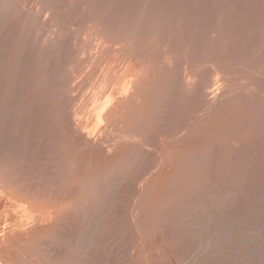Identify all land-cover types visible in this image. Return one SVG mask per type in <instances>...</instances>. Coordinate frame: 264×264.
I'll return each mask as SVG.
<instances>
[{"label":"rangeland","instance_id":"rangeland-1","mask_svg":"<svg viewBox=\"0 0 264 264\" xmlns=\"http://www.w3.org/2000/svg\"><path fill=\"white\" fill-rule=\"evenodd\" d=\"M28 1L29 3L27 4L30 6L33 2L32 4L35 5L36 10H28L29 8L21 6L23 9L18 7V9H21H19V11L16 9L17 7L14 6L16 5L15 0H0V34L7 32V30L8 32L6 34H13V32H15L14 34H43L40 27H35L34 14H36L35 12H39L41 10L40 13H42V15L45 14L44 16L49 17V5H52L51 2L54 0H47L48 2L46 0ZM63 1L66 2L65 9H67L66 13H64L65 16L68 14L78 22H81L85 17H89L90 20L92 19L94 21L103 19L114 20L116 27L120 26L122 29L126 28L128 33L133 34V36L135 34H140L142 32V28L148 29L147 31L149 34L155 32L157 29L159 30V27H161L163 23L164 27L162 26L160 28V32L164 31L166 34H171L173 29H171L170 26L173 27L174 25H178L176 26V29L182 26L180 27L181 30L177 29L178 31L174 26V29L176 30L175 33H178L179 30L180 32L183 30L181 33H178L181 38L183 37L185 40L191 39V42H193V39L196 40L194 41V43H196V47L194 43H189V40L185 41L189 47L193 45V47H190L191 51L193 50L194 54H197L196 50L201 51L199 52L201 54V56L198 57L199 59L194 57L193 51H190L192 55L190 54L187 56H191V60H193V57L194 61L195 59L197 60L196 63L194 61H192V63H195V65L197 64V67L201 66L202 71L204 69V67L202 69V65L205 66V68L209 65L205 64L207 59L208 62L212 61L211 58L215 59V61L213 59V62H220L216 60H223V64L227 61L226 66L230 64L228 66L230 67L228 70L232 69L229 71L230 73L227 72L228 79L233 80L232 78H235L234 80L237 82V85H235L236 82L234 80H230V83H219L220 89L218 90L220 96L225 95L222 90L224 93H227V90H229V92L231 90L235 91H231L232 93L230 94H228V92L222 99L221 97L218 98L217 102L210 107H202L191 98L190 94H185L186 90L184 87L183 90H179L181 86H183L181 82L178 85L180 81L179 79V81H174V83H176L171 84L174 89L171 88L172 90H169L171 91L170 95L177 92V95L175 96L176 100V97L178 99L185 92L184 95H186V97L183 98V95L180 100H183L187 105L190 103L188 106L189 108L186 107V104L183 101L182 104H184V108L187 109L185 110L182 108L183 106L181 105V107L179 102L177 103V101L175 102L174 99H171L172 97L174 98L172 95L168 99L169 102L171 99L172 103L170 102L169 105L167 103V105L170 106L171 104V107L179 105L181 108L179 106L177 108L176 106L171 109L166 105V109L159 110L160 114L158 112V115L161 117L163 116L161 119L163 120V123H165L164 126L168 130L179 132L182 128L183 131L177 134L179 135L184 132L185 135L183 133L181 137L179 135L180 138L176 135L174 136L176 137L175 139H172V137L169 139V141L171 140L170 143H173L174 141L179 142L178 146L177 144V147L173 146L175 142L173 144H169V142H167L164 138L158 136L153 142L155 144H153L152 147L148 146L147 148V144L143 143V141H138L139 139L137 138V145H135L129 152V156H126L127 158L122 159L121 166H118L119 168L116 167L118 170L116 168L110 169L106 171L108 172V175H104L105 171H101V173L99 171L98 175H96V173L93 172L94 164H91L89 169L83 171L82 176L85 175V172H88L85 177H90L91 175V177H94L95 175V181L100 180L98 183H96L97 181H93L95 185L93 188L94 191L89 193L87 196H83L84 194L80 195L81 193L76 190L73 192L77 193V197L78 195H80V197L82 196V204L74 209L67 208L69 210L65 212L64 209L62 210V207H64L66 203L65 201H62L64 203H53L51 205L52 209L46 212L44 210L47 207L48 202L45 200H28L23 194L7 193L8 195L5 196L7 198L4 197V200L2 199L0 202V211H2L0 212V235L3 233L0 236V264H264V73L260 74L263 71L262 64L264 62V23H262L264 22V0ZM10 4H13L15 8ZM186 17L188 18L186 19ZM175 18L176 20H174ZM180 19L181 21L183 19L184 22H181ZM177 20H179L178 23L175 22ZM150 21L154 23L152 24ZM171 21H174L176 24L174 22L171 23ZM146 22H149L151 25ZM167 22H169L168 25H166ZM186 22L190 25H185ZM73 23H68L67 26L69 27L67 30L72 34H79L81 29L78 28V30L80 29L78 31L76 28L78 26L75 25V22ZM56 26L59 30H62L58 25H54V27ZM155 26H158V28L156 29ZM183 27L189 28L184 30ZM57 28H54L52 34L68 33L66 32L67 30L59 33ZM203 34L204 38H207V34H211L212 36L210 38L209 35V37L204 40ZM86 39L87 43L90 39ZM199 39H201V41H199ZM92 42L95 43L96 41L92 40ZM208 44L210 46H207ZM216 44H219L217 46L219 48L216 47L217 49H214ZM52 45L55 47L54 44ZM58 45L56 44V47L58 48L55 47V51L53 46L49 47L51 46L50 43L45 46H40L41 49H39L41 53L38 49L40 54H37L36 57V69L38 68V72L37 70V73L34 72L36 74V79L37 76L38 79L34 81V78V80H31L30 82L24 83L21 90H25V92L28 90V94H38L36 89L40 88L43 84L45 85L47 82L49 86L46 84L47 87L43 85L42 87L44 88L37 90L41 93V90L43 92L44 89L45 93L43 94L46 96H48V94H54L53 92H55L57 97L58 92L56 91L59 89L57 79L63 74L60 72H63L62 70L64 68L58 51L60 49V45ZM95 45H98V42L94 44V47ZM105 46L106 47L104 49L97 48L98 50H95L96 47L93 49L91 48L94 50L93 53L91 49L87 50L89 52H86V49L81 52L80 58H82L84 64L85 62H89V65H85V69L83 65V69L76 73L77 75L81 73L80 76H74V82H76V86L79 88V92L77 91L79 96L81 89L84 91V93L81 91L82 96L78 98H81L80 102H85V99L82 97H88L89 99H86L88 102L96 100V98L100 96L101 91H103V80L114 78L113 80L115 82H119L121 78V74L119 73L120 71L114 64L116 61L115 52L116 50L120 51L121 46L117 47L114 43L113 45L112 43H106ZM205 46L207 48L209 47V54ZM45 49H49V52ZM205 49L207 51H205ZM211 50L212 52H210ZM220 51L221 53L225 52L223 57L227 54L225 59L212 55L214 53L220 54ZM244 51L245 53H243ZM246 52L248 54H246ZM53 56H55V58H53ZM202 56L204 57L203 59ZM236 56H239L241 61ZM258 59H260V61H258ZM199 60H203L204 63ZM53 61H55V63ZM47 62L49 66L47 65ZM213 62H211V64H213ZM50 64L52 68L50 67ZM253 65L255 66L253 67ZM58 66L62 68H59V73L61 75L57 72ZM50 74L52 78H55L52 79L49 76ZM229 74L233 77L231 76L232 78H229ZM47 75L49 78L46 77ZM255 75H257V77ZM43 76L46 78H43ZM57 76L58 78H56ZM216 76H220L222 78V75ZM254 76L258 79V81ZM77 77L80 78L77 79ZM91 77H94L93 80L90 79V82L92 81L93 83H90L92 86L88 84V79ZM220 77L219 79H221ZM50 78L52 81L49 80ZM81 79L84 80V82H88L85 83L86 86L84 83L81 84V82H83ZM261 79L262 81L259 82ZM78 80H80V85H77L79 84ZM51 82L52 85L57 84L55 85L57 88L54 87L53 89V86L50 84ZM195 82L198 84L197 79ZM27 84L28 86L26 88ZM98 84L100 87L102 86L101 89ZM83 85L87 88H85L86 91L84 90ZM94 85H96L95 88ZM93 88L94 90H91ZM29 90L35 92L30 93ZM47 90L51 91V94L50 92L47 93ZM238 91L240 93H238ZM245 91H248L249 93L246 92V95L244 93ZM250 91H253L255 96L252 95L253 93ZM78 93L76 94L77 97ZM85 93H87L86 96H84ZM187 93L189 92L187 91ZM235 93H238V95ZM241 93L247 97L245 98L244 96H241ZM166 94L168 93H164V95ZM189 95L190 97H188ZM238 96L239 98H237ZM9 97L6 101H8V103L10 101L11 105L9 106L8 104L9 107H7V109L5 108V114L0 119V126H2L0 128L1 160L4 162L15 161V154L18 151L20 154L18 152L17 154L19 155L16 154L17 156L24 155L25 157L26 154L28 155L30 153L31 156L30 154L28 155L30 159L27 155L26 159H21L23 157H17L19 159L18 161H21V163L19 162L18 164L21 166H27L30 164L35 167V181L37 189L40 190V186H43L45 193L49 194L52 186H54L58 179L59 181L61 180V178L58 177H62V174L65 176L64 173L65 171L67 172V167L69 168V166H66L64 167L65 169H62L64 165H62L61 158L66 154L61 155L62 152L64 153L66 151L65 149L61 152L59 151V149H63L62 144L61 146H52V144L56 143L55 133L58 131L56 126V117H54L53 114H49V126L48 123H44L43 120L36 121L30 113V107H27L26 105L27 101L25 97L22 96L19 98L20 96L13 93H11V96ZM13 97H16L14 98L15 101ZM53 97L54 95L46 97V101L48 100V103L52 104H49L50 106H54L52 108L55 109L53 112L56 116L57 110L55 105L52 103L53 101L51 102L50 100H54L56 103L59 102L57 101V98ZM230 97L231 99L234 97V99L231 100ZM18 100L22 105L15 110V104L19 102ZM180 100L178 99V101ZM192 101H194V103H192ZM80 102H78V104ZM78 104L76 103L75 109L78 107L81 108L80 106L82 105L79 106ZM20 108L23 109V111H21ZM168 109L170 111L168 114L171 113L170 115L172 117L166 114ZM6 110L10 112L7 114ZM222 110L225 111L222 112ZM84 112V114L82 112V115L80 112L79 117L82 116V120L87 121L89 120V117L87 118L89 114L88 111ZM178 112L183 114L177 116ZM226 112L229 117L226 115ZM217 113L219 115L223 113L224 117H226L224 120L225 122L223 121V123H221L218 121ZM210 114L215 117H211ZM187 115L191 116L186 117ZM166 116L169 117L167 118ZM170 117L171 119H169ZM204 117L206 118V122L203 120ZM166 118L167 122H169L168 120H171L169 124L166 123ZM236 118H239V120ZM39 122H42L40 126ZM202 122H204L203 126ZM227 124H232V126L230 125L227 127ZM195 126H197V128H195ZM201 127L204 128L202 129ZM211 127L212 131L210 130ZM33 129L34 131L31 132ZM208 132H210V134L206 136L205 134ZM148 133L145 132L144 135L148 136ZM188 133H190V137L187 136ZM52 134L54 136H52ZM194 134H197L196 137ZM44 135L45 137L43 138L42 136ZM57 135H59V132ZM160 138L162 139L160 140ZM182 138L183 140L181 142ZM47 139L51 140L48 142ZM204 141L207 143H203ZM203 144L206 145L203 146ZM19 149L23 154H21ZM57 150L61 155L59 157L56 155L58 152ZM138 150L139 154L141 153L140 155L144 156L140 157V155L137 154ZM192 150H194V152ZM52 153L55 154V156ZM190 153H192V155ZM31 157L33 160H31ZM55 157L57 158V161L58 159L60 160L59 165L61 164L62 167L56 165L58 162L55 161ZM23 160L24 162L25 160L27 161L25 162L26 164ZM60 170L64 173L58 172ZM89 172H92L90 173L91 175ZM73 175H71V177H74ZM176 194L178 195L176 196ZM173 195H175V197H173ZM9 201L11 204L8 203ZM12 202H16L17 204L15 203V205ZM29 205L33 207V210L30 209ZM23 208L26 209V211ZM20 215L24 216L20 217ZM25 218L26 220H24ZM12 223L14 224L12 225ZM3 225L4 227L6 226L5 229ZM35 238L39 240L38 244L34 242L33 239ZM31 240L33 241L31 242ZM40 250L42 252H40ZM9 256L11 257L10 260Z\"/></svg>","mask_w":264,"mask_h":264},{"label":"bare ground","instance_id":"bare-ground-1","mask_svg":"<svg viewBox=\"0 0 264 264\" xmlns=\"http://www.w3.org/2000/svg\"><path fill=\"white\" fill-rule=\"evenodd\" d=\"M28 0H15L16 5H14L15 7H17L16 9H18V7H25V8H29L28 10H36L35 5H33L31 3V6L28 5L27 3H29ZM47 1V0H46ZM53 1V0H51ZM67 1V0H65ZM76 1V0H75ZM138 1V0H137ZM146 1V0H145ZM148 1V0H147ZM203 1V0H202ZM207 1V0H206ZM248 1V0H246ZM257 1V0H256ZM48 2V1H47ZM63 0H54L52 3V5H49V17L48 16H44L42 15V13H40V11L35 12L36 14H34L36 16H34V23H35V27H40V30L43 34H14L15 32H13V34H6L8 32H5L3 34H0V119L2 118V116H4L5 114V108L7 109V107H9L11 104V102L6 101V99L11 96V93L13 94H17L18 96H20L19 98H21L22 96L26 98L27 101V107H30V113L32 114V117L34 119H36V121H42L44 123H48L49 126V114H53L54 117H56V126H57V134L59 132V135H57L55 132V142L54 144H52V146L54 145H60L62 144L63 149H59V151L61 152L62 150H66L64 153L62 152L61 155L65 154L64 156H62L61 161H62V165H64L63 167L61 166V164L59 165V159L57 161V158L55 157V161H57L55 164L57 166H61L62 169L66 166H69V168L67 167V172L65 171V173L63 171H58V172H62L65 174V176L62 174V177H58L61 178V180L58 181L54 184V186H52V189L50 191L49 194H46L44 191L43 186H40V190L37 189L36 187V181H35V176H36V168L31 166L30 164L26 165H19L18 163L21 161H18L20 157H23L21 159H26V155L24 157V155L22 156H17L20 154H15L16 159L15 161H8V162H4L1 160L2 155L0 156V202L6 195H8L9 193H14V194H23L28 200H34V201H39V200H45L46 202H48L47 207L45 208L44 211L48 212L50 209H52L51 205L53 203H57V202H62L65 201L66 203V207L64 205V207H62V210L64 209L65 212H67V210L69 209H74L78 206H80L81 203V197L80 195L84 194L83 196H87L89 193L93 192V188H94V182L98 183V181L100 180H96L95 181V175L94 177H91L92 175L89 172V174L91 175L90 177H85V175L82 176L83 171L87 170L90 168L91 164H94V171L96 173V175H98V172L100 171H105L104 175H106L108 172V170L110 169H114V168H119L118 166H121V161L124 158H127L126 156L129 154V152L134 148L135 145H137V138L139 139L138 141H143V143L147 144V148L152 147L153 143L156 138L158 136L164 138L167 142H169V144H173L170 143L169 139L172 137V139L176 138L174 136L178 135L177 133L182 132V128L179 132H175L173 130H168L163 123V120L161 119L162 117L158 115L159 110H165L166 105L168 103L171 102V99L175 100V96L177 95L174 91V94L172 93V95L174 96V98L172 97L170 99L169 102V98L170 96V92L169 91L171 88L174 89L171 84H175L174 81H179L178 85L183 84V86H181V88L179 89L180 91L184 89L186 90L185 94H190L191 98L193 100H195L198 104H200L202 107H210L211 105H214L218 98L221 97V99L223 98V96L227 95V93L229 92V90H227V93H224V91L222 90L223 94L225 95H219V90L220 89V84L221 82H229L230 80L228 79V73H230L229 71H231L230 69L228 70V66H226V62L225 64L223 60H216V61H220V62H213L214 58H211V62H213V64H211V62H208V59L206 61L205 64H209L208 66H203L202 65V69L204 67V71H201V66H196V59L194 61V57H197V59H199L198 57L201 56V54L199 52L201 51H197V54H194L193 60H191V56H187V55H192V53H190L191 48L193 47L190 46L188 44L185 43L186 40H189V43L192 41L191 39H184L183 37L181 38L179 36V32L181 30L180 26L177 29H180L179 32L176 34L175 31L176 26L178 25H174V26L170 28L173 29L171 34H166L164 31L160 32V28L159 30L157 29L158 26L156 27V31L152 32V33H148V29H144L142 28V32L140 34H135L133 36V34H129L128 31L125 29H122L120 26L116 27L115 25V21L114 20H109V19H103V20H90L89 17H85L84 19H82V21L78 22L75 19H73L71 16L66 17L64 15V13H66L65 6H66V2H64ZM126 2V1H125ZM130 2V1H129ZM172 2V1H171ZM213 2V1H212ZM10 3V2H9ZM8 3V4H9ZM50 3V2H49ZM102 3V2H101ZM134 3V2H133ZM178 3V2H177ZM257 3V2H256ZM99 4V3H98ZM175 4V3H174ZM186 4V3H185ZM263 4V3H262ZM13 6V4H10ZM106 5V4H105ZM108 5V4H107ZM110 5V4H109ZM204 5V4H202ZM1 6V4H0ZM13 6V7H14ZM189 6V4H188ZM11 7V8H13ZM14 7V8H15ZM115 7V6H114ZM130 7V6H129ZM172 7V6H171ZM2 8V7H1ZM22 8V7H21ZM24 8V9H25ZM79 8V7H78ZM148 8V7H147ZM20 9V8H19ZM18 9V10H19ZM23 9V8H22ZM38 9V7H37ZM84 9V8H82ZM106 9V8H105ZM14 10V9H13ZM21 10V9H20ZM19 10V11H20ZM86 10V9H85ZM84 10V12H85ZM139 10V9H138ZM144 10V8H143ZM157 10V9H156ZM159 10V9H158ZM17 11V10H15ZM87 11V10H86ZM91 11V9H90ZM149 11V10H148ZM189 12V11H188ZM152 13V12H151ZM169 13V12H168ZM180 13V12H179ZM247 13V12H246ZM70 14V13H69ZM100 14V13H99ZM148 14V13H147ZM175 14V13H174ZM124 15V14H123ZM249 15V14H248ZM258 15V14H257ZM31 16V15H30ZM178 16V15H177ZM91 17V16H90ZM191 17V16H190ZM207 17V16H206ZM258 17V16H257ZM98 18V16H97ZM188 17H186L187 19ZM33 19V18H32ZM155 19V18H154ZM185 19V18H184ZM185 19V20H186ZM192 19V18H191ZM134 20V19H133ZM176 20V18L174 19ZM124 21V20H123ZM157 21V20H156ZM179 20L175 21L178 23ZM181 21V19H180ZM182 21L184 22V20L182 19ZM181 21V22H182ZM187 21V20H186ZM197 21V20H196ZM223 21V20H222ZM257 21V20H256ZM75 22L78 27L80 28V33L79 34H72L70 33L67 28L69 26V24ZM174 21H171V23H173ZM174 22V23H175ZM149 23V22H146ZM145 23V24H146ZM150 23H152L150 21ZM149 23V24H150ZM154 23V22H153ZM152 23V24H153ZM157 23V22H156ZM155 23V24H156ZM188 22L185 23V25ZM190 23V22H189ZM261 23V22H260ZM264 23V22H262ZM13 24V23H12ZM74 24V23H73ZM81 27H80V25ZM154 24V25H155ZM158 24V23H157ZM169 22H167L166 25H168ZM176 24V23H175ZM220 24V23H219ZM54 25H58L62 30H59V28L54 27ZM144 25V24H143ZM148 25V24H147ZM151 25V24H150ZM190 25V24H187ZM259 25V24H258ZM12 26V25H11ZM15 26V25H14ZM142 26V25H141ZM208 26V25H207ZM262 26V25H261ZM260 26V27H261ZM130 27V26H129ZM164 27V26H163ZM167 27V26H166ZM165 27V28H166ZM256 27V26H255ZM264 27V26H263ZM35 28V29H38ZM54 28H57L59 30V33H62L61 31H66L68 33L66 34H52V31L54 30ZM75 28V29H76ZM121 28V29H120ZM141 28V27H140ZM163 28V29H165ZM168 28V27H167ZM166 28V29H167ZM184 28V27H183ZM182 28V29H183ZM189 28V27H187ZM187 28H184V30H186ZM220 28V27H219ZM223 28V27H222ZM1 29V28H0ZM56 29V30H57ZM261 29V28H259ZM55 30V31H56ZM78 30V31H79ZM155 30V29H154ZM39 31V30H38ZM77 31V32H78ZM168 31V30H167ZM178 31V30H177ZM183 31V30H182ZM181 31V32H182ZM188 31V30H187ZM216 31V30H215ZM137 32V31H136ZM150 32V30H149ZM169 32V31H168ZM180 32V33H181ZM199 32V31H198ZM12 33V32H11ZM76 33V32H75ZM139 33V32H138ZM191 34V33H190ZM189 34V35H190ZM181 35V34H180ZM206 35V34H205ZM210 38H211V34ZM209 35L207 34V38L209 37ZM183 36V35H182ZM202 36V35H201ZM240 36V35H239ZM181 39H180V38ZM86 38H89L90 40L87 41L86 43ZM203 38H204V34H203ZM206 37L204 38V40L207 39ZM216 38V37H215ZM264 38V37H263ZM193 39V38H192ZM217 39V38H216ZM222 39V38H221ZM96 41L98 42V45H95L94 47V42ZM90 41V42H89ZM196 41L195 39H193V42ZM199 41H201V39H199ZM198 41V42H199ZM89 42V44H88ZM216 42V41H215ZM51 44L52 47L54 44L56 47V44L60 45V49L59 54H60V58L61 61L63 63V72H60V68L58 66V73H63L59 78L58 76L56 78H58V87L59 89H57L56 92H58L57 97L55 95V92H53L54 94H51V91L47 90V93L50 92L51 95H54L55 98H57V101L59 103L54 102V100H50L53 105H55L56 108V116L55 113L53 112V110H55L54 106H50L52 105L51 103H48V100L46 101V97H51V95L48 94V96H46L43 89V92L41 90L38 91L41 88H44L42 86H40V88L36 89V92H38V94L34 93L33 91L29 90V92H33L34 94H28L27 91L25 92V90H21L22 86L24 85V83L26 82H30L31 80H35L36 81L38 79H36V74L34 72H36V57L37 54H40V46H45L47 44ZM106 43H114V45L121 46V50L118 51L114 50L115 54V59L116 61L114 62L115 66L117 67V69H119V73L121 74V78L119 80V82H115L113 79H106L103 80V88L101 91V94L99 97L96 98V100H94L92 102L91 101H86V99L88 100L89 98H85V102H80V99H78L79 97L82 96L81 91L83 89H81L80 91V96H79V91L76 86V82H74V76H80L81 73H79L78 75L76 74L77 72L81 71L83 69V65H84V69H85V65H89V62L84 64V62L82 61V58H80L81 52L83 50H85L86 52H89L87 50H90L91 48H95V50L98 48L104 49L106 46ZM188 43V42H187ZM203 43V42H201ZM205 43V41H204ZM222 43V42H221ZM250 43V42H249ZM200 44V43H198ZM212 44V43H211ZM58 45V46H59ZM195 47H196V43H194ZM201 45V44H200ZM219 44H216V46L214 47V49H217L219 47H217ZM227 45V43H226ZM249 45V44H248ZM257 45V44H256ZM207 46H210L209 44ZM212 46V45H211ZM221 46V45H220ZM54 47V46H53ZM54 47V51L56 48ZM206 47V46H205ZM212 47V49H213ZM217 47V48H216ZM222 47V46H221ZM251 47V46H250ZM260 47V46H259ZM40 48V49H39ZM89 48V49H87ZM207 48V47H206ZM209 48V47H208ZM207 48V50H208ZM225 48V47H224ZM39 49V52H38ZM44 49V48H43ZM42 49V50H43ZM91 49V50H92ZM97 49V50H98ZM118 49V48H117ZM194 49V48H192ZM262 49V48H261ZM46 50V49H45ZM205 49V51H207ZM257 50V49H256ZM259 50V49H258ZM49 52V49L46 50ZM94 50H92L93 53ZM191 51V52H192ZM204 52V50H203ZM212 52V50L210 51ZM219 52V51H218ZM233 52V51H232ZM107 53V52H106ZM223 53V52H222ZM220 51L219 55H216L215 53L212 55L218 56V57H222L223 59H225L227 57V54L225 57H223V55H225V52L222 54ZM228 53V52H227ZM245 53V51L243 52ZM242 53V55H243ZM252 53V52H251ZM263 53V52H262ZM51 54V53H50ZM58 54V53H57ZM88 54V53H87ZM208 54H209V50H208ZM222 54V55H221ZM246 54H248L246 52ZM245 54V55H246ZM264 54V53H263ZM84 55V54H83ZM114 55V54H113ZM112 55V56H113ZM198 55V56H196ZM206 55V54H205ZM244 55V57H245ZM253 55V54H252ZM261 55V54H260ZM103 56V55H102ZM241 56V55H240ZM247 56V55H246ZM263 56V55H262ZM83 57V56H82ZM237 58L240 57L236 56ZM243 57V58H244ZM254 57V56H253ZM259 57V56H258ZM53 58H55V56H53ZM58 58V57H56ZM96 58V57H95ZM93 58V59H95ZM111 58V57H110ZM204 57L202 56V59ZM248 58V57H247ZM260 58V57H259ZM242 59V57H241ZM245 59V58H244ZM257 59V58H256ZM55 60V59H53ZM97 60V58H96ZM112 60V59H111ZM243 60V59H242ZM263 60V59H262ZM38 61V60H37ZM48 61V60H47ZM56 61V60H55ZM55 61H53L55 63ZM95 61V60H94ZM99 61V60H98ZM192 61H194L195 63H192ZM200 62L202 61L204 63L203 60H199ZM198 61V62H199ZM215 61V59H214ZM241 61V60H240ZM258 61H260V59H258ZM264 61V60H263ZM91 62V61H90ZM103 62V61H102ZM222 62V63H221ZM239 62V61H238ZM257 62V61H256ZM255 62V63H256ZM51 63V62H50ZM243 63V62H242ZM251 63V61H250ZM98 64V63H97ZM100 64V63H99ZM107 64V63H106ZM109 64V63H108ZM259 64V63H258ZM261 64V63H260ZM47 65L49 66L48 62ZM91 65V63H90ZM94 65V64H93ZM104 65V64H103ZM241 65V64H240ZM257 65V64H256ZM54 66V65H53ZM57 66V65H56ZM99 66V65H98ZM112 66V65H111ZM239 66V65H238ZM255 65H253L254 67ZM259 66V65H258ZM51 67V64H50ZM235 67V66H234ZM237 67V65H236ZM241 67V66H240ZM248 67V66H247ZM44 68V67H41ZM52 68V67H51ZM56 68V67H55ZM54 68V70H55ZM60 68V69H59ZM106 68V67H105ZM259 68V67H257ZM48 69V67H47ZM98 69V68H97ZM50 70V69H49ZM52 70V69H51ZM52 70V71H54ZM261 70V69H259ZM262 70L264 71V62L262 64ZM55 71V73H56ZM108 71V70H107ZM115 71V70H114ZM262 71L263 74L264 72ZM38 72V70H37ZM36 72V73H37ZM105 72V71H104ZM117 72V71H116ZM176 72V73H175ZM228 72V73H227ZM54 73V74H55ZM35 74V75H34ZM57 74V73H56ZM55 74V75H56ZM108 74V73H107ZM243 74V72H242ZM38 75V74H37ZM46 75V74H45ZM52 75V76H55ZM58 75V74H57ZM116 75V73H115ZM216 75H222V78L220 76H216ZM51 77V74L49 75ZM49 76L47 75L46 77L49 78ZM75 76V77H76ZM113 76V75H112ZM205 76V77H204ZM216 76V78H215ZM232 75L229 74V78ZM257 77V75H255ZM254 76V77H255ZM259 76V74H258ZM263 76V75H262ZM41 77V76H40ZM45 76H43L44 78ZM45 77V78H46ZM100 77V76H99ZM219 77L221 79H219ZM233 77V76H232ZM231 77V78H232ZM242 77V76H241ZM238 77V78H241ZM253 77V78H254ZM255 77V78H256ZM261 77V76H260ZM259 77V78H260ZM42 78V79H43ZM52 78V77H51ZM51 78L49 80H51ZM55 77H53L52 79H54ZM80 78V77H79ZM77 77V79H79ZM94 78V77H93ZM93 78H89L88 82H84V78H82L81 80L84 83H88L89 85H91L90 83H92V81L90 82V79L93 80ZM254 78V79H255ZM262 78V77H261ZM76 79V80H77ZM87 79V76H86ZM98 79V78H97ZM96 79V81H97ZM102 79V78H100ZM99 79V80H100ZM105 79V78H104ZM197 79L198 84L195 82V80ZM233 80L235 78H232ZM257 79V78H256ZM48 80V81H49ZM231 80V81H233ZM245 80V79H244ZM243 80V81H244ZM264 80V79H263ZM40 81V80H39ZM52 81V80H51ZM55 81V80H54ZM80 85V80H78ZM101 81V80H100ZM235 81V80H234ZM258 81V79H257ZM262 81L259 80V82ZM173 82V83H172ZM236 82V81H235ZM255 82V81H254ZM36 83V82H34ZM56 83V82H54ZM75 83V85H74ZM101 83V82H100ZM230 83V82H229ZM42 84V82H41ZM47 84V82H46ZM46 84L44 86H46ZM52 85V82L50 83ZM93 84V83H92ZM14 85V87H13ZM40 85V84H39ZM48 85V84H47ZM54 84V87L57 88ZM83 85V87H84ZM196 87H195V86ZM224 85V84H223ZM232 85V84H231ZM230 85V86H231ZM237 85V82L236 84ZM233 85V86H235ZM28 84L26 85L27 88ZM49 86V85H48ZM86 86V85H85ZM92 86V85H91ZM96 85H94L95 88ZM99 88L101 89L100 85L98 84ZM174 86V85H173ZM228 86V85H227ZM31 87V85H30ZM47 87V86H46ZM51 87V86H50ZM223 87V86H222ZM25 88V89H26ZM86 87H84L85 90ZM91 89V90H94ZM176 88V87H175ZM179 88V87H177ZM225 88V87H224ZM228 88V87H227ZM233 88V87H232ZM235 88V87H234ZM263 88V87H262ZM87 89V88H86ZM97 89V88H96ZM171 89V90H172ZM223 89V88H222ZM33 90V89H32ZM46 90V89H45ZM90 90V93H91ZM176 90V89H175ZM231 90V88H230ZM245 90V89H244ZM242 90V91H244ZM78 91V92H77ZM86 91V90H85ZM178 91V90H177ZM187 91L189 93H187ZM218 91V92H217ZM232 91V90H231ZM229 92L228 94L234 92ZM241 91V92H242ZM84 93V91H82ZM94 92V91H92ZM96 92V91H95ZM168 93L166 95H164V93ZM226 92V91H225ZM245 91L244 93L246 94ZM253 93V91H250ZM261 92V90H260ZM78 93V97L77 94ZM89 93V92H87ZM87 93H85L84 96L87 95ZM183 93V95H184ZM238 93H240L238 91ZM238 93L236 95H238ZM249 93V92H248ZM242 94V95H241ZM241 96H244L243 93H241ZM96 95V94H95ZM181 95V97L183 96ZM190 95L188 97H190ZM232 95V94H231ZM230 95V96H231ZM247 95V94H246ZM251 95V94H250ZM252 95L255 96V94L253 93ZM258 95V94H257ZM180 96V95H178ZM53 97V98H54ZM90 97V96H89ZM179 97L178 99L180 100ZM186 97V95L183 96V98ZM245 97V96H244ZM247 97V96H246ZM245 97V98H246ZM10 98V97H9ZM16 97H13V99ZM24 98V99H25ZM92 98V97H91ZM229 98V97H228ZM234 99V97H232ZM236 98V97H235ZM239 98V96L237 97ZM236 98V99H237ZM241 98V97H240ZM243 98V99H245ZM12 99V100H13ZM50 99V98H49ZM177 97L175 102L177 101V103L179 102V105L184 108L185 105L182 104V101H178ZM186 99V98H185ZM231 99V97H230ZM231 99V100H233ZM249 99V97H248ZM11 100V101H12ZM79 100V101H78ZM83 100V99H82ZM174 100H173V104H174ZM191 100V99H190ZM238 100V99H237ZM240 100V99H239ZM15 101V99H14ZM19 101V100H18ZM187 101V100H186ZM17 102V101H16ZM78 102H80L78 104ZM92 104H91V103ZM184 102V101H183ZM243 102V100H242ZM14 103V102H13ZM12 103V104H13ZM23 103V102H22ZM55 103V104H54ZM76 103L80 106L81 108L75 109V105ZM172 103V102H171ZM185 103V102H184ZM189 103V102H188ZM192 103H194V101H192ZM223 103V102H222ZM238 103V102H237ZM9 104V106H8ZM15 104V103H14ZM13 104V105H14ZM50 104V105H49ZM186 104V103H185ZM190 104V103H189ZM189 104H186V107L189 106ZM15 107L19 108L22 104L21 102H17ZM167 105V106H168ZM179 105H176L177 108ZM196 105V104H195ZM193 105V106H195ZM173 106V105H172ZM170 107L171 109H173L174 107ZM179 106V107H180ZM192 106V105H191ZM199 106V107H201ZM167 107V108H168ZM180 107V108H181ZM169 108V109H170ZM189 108V107H188ZM192 108V107H191ZM220 108V107H219ZM21 109V108H20ZM169 109L167 110V115L170 111ZM185 109V108H184ZM187 109V108H186ZM185 109V110H186ZM200 109V108H199ZM183 110V109H182ZM198 110V109H197ZM7 111V114L8 110ZM21 111H23V109H21ZM25 111V109H24ZM84 111H88V116L89 120L87 121H83L82 120V116H80V112L82 115L85 113ZM184 111V110H183ZM188 111V110H187ZM192 111V110H191ZM195 111V110H194ZM201 111V110H200ZM225 110H222V112ZM185 112V111H184ZM199 112V111H198ZM175 113V111H174ZM179 113V112H178ZM177 113V116L183 113ZM192 113V112H191ZM219 113V112H218ZM217 113V114H218ZM227 113V112H226ZM160 114V112H159ZM164 114V113H162ZM193 114V113H192ZM25 115V114H24ZM27 115V114H26ZM165 115V114H164ZM211 115V114H210ZM228 115V113L226 114ZM237 115V114H236ZM12 116V115H11ZM171 116V115H170ZM191 116V115H190ZM190 116H186V117H190ZM213 115H211L212 117ZM232 116V115H231ZM6 118H8L7 116H5ZM25 117V116H24ZM51 117V116H50ZM167 117V116H166ZM169 117V116H168ZM167 117V118H168ZM172 117V116H171ZM171 117L169 119H171ZM193 117V116H192ZM196 117V116H195ZM207 117V116H206ZM215 117V116H213ZM229 117V115H228ZM242 117V116H241ZM4 118V117H3ZM167 118L165 119V121L167 120ZM199 118V117H198ZM208 118V117H207ZM11 119V118H10ZM14 119V117H13ZM24 119V118H23ZM26 119V118H25ZM54 119V118H53ZM205 117H204V122L205 121ZM215 119V118H214ZM218 121L223 123V121L226 119V117H224L223 113H221L220 115L218 114L217 117ZM216 119V120H217ZM230 119V118H229ZM237 120H239V118H236ZM12 120V119H11ZM173 120V119H172ZM212 120V119H210ZM26 121V120H25ZM28 121V120H27ZM35 121V120H34ZM35 121V122H36ZM169 122L166 121V123H170L171 120H168ZM199 121V120H198ZM201 121V120H200ZM30 122V121H29ZM28 122V123H29ZM185 122V121H184ZM204 122H202V126L204 125ZM225 122V121H224ZM227 122V121H226ZM231 122V120H230ZM42 123V122H41ZM41 123L39 122V126L41 125ZM172 123V122H171ZM208 123V122H207ZM229 123V122H228ZM235 123V122H234ZM167 124V125H168ZM241 124V123H240ZM1 125V124H0ZM38 125V124H36ZM178 125V124H177ZM181 125V124H180ZM212 125V124H211ZM226 125V123H225ZM224 125V126H225ZM232 126V124H230ZM229 124H227V127L230 126ZM29 126V125H28ZM33 126V125H32ZM45 126V125H44ZM182 126V125H181ZM221 126V125H220ZM241 126V125H240ZM2 126H0L1 128ZM35 127V126H34ZM33 127V128H34ZM38 127V126H37ZM51 127V124H50ZM187 127V126H185ZM190 127V126H188ZM209 127V125H208ZM207 127V128H208ZM214 127V125H213ZM47 128V127H46ZM55 128V127H54ZM61 128V129H60ZM171 128V127H170ZM169 128V129H170ZM195 128H197V126H195ZM199 128V125H198ZM202 128V127H201ZM204 128V127H203ZM202 128V129H203ZM205 128V129H207ZM256 128V127H255ZM44 129V128H43ZM186 129V128H185ZM209 129V128H208ZM212 129V127L210 128V130ZM224 129V128H223ZM55 130V129H54ZM207 130V131H210ZM216 130V129H215ZM218 130V129H217ZM33 130H31V132H33ZM39 131V130H38ZM45 131V130H44ZM47 131V130H46ZM150 131V132H149ZM189 131V130H188ZM202 131V130H201ZM212 131V130H211ZM36 132V131H35ZM42 132V131H41ZM145 132H149L148 136L144 135ZM53 133V132H52ZM184 133V132H183ZM182 133V134H183ZM191 133V132H190ZM187 136H189V134ZM213 133V132H212ZM1 134V133H0ZM46 134V133H45ZM49 134V132H48ZM182 134H179L180 137ZM210 134V132H208L207 134H205L206 136H208ZM179 135L177 137H179ZM185 135V133H184ZM197 134H194V136L196 137ZM212 135V134H211ZM210 135V136H211ZM40 136V135H39ZM47 136V134H46ZM52 136H54L52 134ZM186 136V137H187ZM193 136V135H192ZM193 136V138H194ZM43 138L45 137L42 136ZM179 137V138H180ZM183 137V136H182ZM190 137V136H189ZM13 138V137H12ZM160 138V140L162 139ZM229 138V137H228ZM178 139V138H177ZM188 139V138H187ZM195 139V138H194ZM209 139V138H208ZM32 140V139H31ZM48 142L51 139H47ZM179 140V139H178ZM183 138L181 139L182 142ZM197 140V139H196ZM189 141V140H187ZM203 141V139H202ZM7 142V141H5ZM47 142V141H46ZM158 142V141H156ZM163 142V140H162ZM161 142V144H162ZM210 142V141H209ZM12 143V142H11ZM51 143V142H50ZM53 143V142H52ZM194 143V142H193ZM199 143V142H198ZM197 143V144H198ZM203 143H207V142H203ZM230 143V142H229ZM165 144V143H164ZM175 144V145H174ZM173 144V146H178L179 142H175ZM140 145V144H139ZM158 145V144H157ZM181 145V143H180ZM194 145V144H193ZM201 145V144H200ZM206 144H203V146ZM51 146V145H50ZM53 146V147H54ZM167 146V145H165ZM176 146V147H177ZM197 146V145H196ZM199 146V145H198ZM145 147V146H144ZM164 147V146H163ZM170 147V146H167ZM201 147V146H200ZM4 148V147H3ZM59 148V147H58ZM146 148V147H145ZM186 148V147H185ZM202 148V147H201ZM205 148V147H204ZM1 149V148H0ZM55 149V148H54ZM150 149V148H149ZM148 149V150H149ZM181 149V148H180ZM189 149V148H188ZM187 149V151L189 152V150ZM20 150V149H19ZM182 150H186V149H182ZM191 150V149H190ZM17 151V150H16ZM21 151V150H20ZM58 151V150H57ZM56 151V152H57ZM59 151L56 153V155H58L57 157L61 156L59 154ZM112 151V152H111ZM150 151V150H149ZM177 151V150H175ZM174 151V153H175ZM194 152V150H192ZM196 151V150H195ZM53 152V151H52ZM134 152V151H133ZM178 152V151H177ZM192 152V153H193ZM1 153V152H0ZM192 153H190L192 155ZM21 154L22 151H21ZM30 154V153H29ZM28 154V155H29ZM33 154V152H32ZM41 154V153H40ZM53 154V153H52ZM136 154V153H135ZM137 154H139V150L137 152ZM136 154V155H137ZM141 154V153H140ZM139 154V155H140ZM146 154V153H145ZM27 155V157L30 159V157ZM55 156V154H53ZM177 155V153H176ZM31 156V154H30ZM129 156V155H128ZM144 156V155H140ZM6 157V156H5ZM18 157V158H17ZM53 157V156H52ZM64 157V158H63ZM131 157V156H130ZM169 157V156H168ZM189 157V156H188ZM14 158V157H13ZM12 158V159H13ZM27 158V159H28ZM92 158H93V162H92ZM173 158V157H172ZM39 159V158H38ZM174 159V158H173ZM176 159V158H175ZM11 160V159H10ZM31 160H33V158L31 157ZM28 160V161H31ZM126 160V159H125ZM186 160V159H185ZM198 160V159H197ZM203 160V159H202ZM124 161V160H123ZM129 161V158H128ZM161 161V160H160ZM24 162V160H23ZM25 162H27L25 160ZM24 162V163H25ZM185 162V161H184ZM61 163V162H60ZM76 163V164H75ZM162 163V162H161ZM26 164V163H25ZM32 164V162H31ZM40 164V163H39ZM125 164V163H124ZM123 165V164H122ZM170 165V164H169ZM36 166V165H35ZM140 166V165H139ZM126 167V165H125ZM60 168V167H59ZM116 168V169H117ZM178 168V167H177ZM182 168V167H181ZM65 169V168H64ZM122 169V168H121ZM139 169V168H138ZM169 169V168H168ZM118 170V169H117ZM173 170V168H172ZM167 171V170H166ZM175 171V170H174ZM73 172V173H72ZM162 172V171H161ZM93 173V174H95ZM175 173V172H174ZM178 173V172H177ZM188 173V172H187ZM75 174V175H73ZM162 174V173H161ZM189 174V173H188ZM200 174V173H199ZM71 175H73L74 177H71ZM108 175V174H107ZM110 175V174H109ZM140 175V174H139ZM138 175V176H139ZM180 175V174H179ZM70 176V178H69ZM162 176V175H161ZM170 176V175H169ZM177 176V175H176ZM97 177V176H96ZM167 177V176H166ZM74 178V179H72ZM108 178V177H107ZM138 178V177H137ZM102 179V178H101ZM172 179V178H171ZM193 179V178H192ZM49 180V179H48ZM103 180V179H102ZM155 180V179H154ZM161 180V178H160ZM164 180V179H163ZM92 181V182H91ZM94 181V182H93ZM149 181V180H148ZM50 182V181H49ZM88 182V183H87ZM48 183V182H47ZM95 183V184H96ZM146 183V182H145ZM176 183V182H175ZM142 184V183H141ZM144 184V182H143ZM165 184V183H164ZM50 185V184H49ZM148 185V184H147ZM142 186V185H141ZM150 186V185H149ZM157 186V185H156ZM188 186V185H187ZM99 187V186H98ZM133 187V186H132ZM135 187V186H134ZM172 188V187H171ZM146 189V188H145ZM165 189V188H164ZM80 192L81 194L78 195L77 197V193H73L74 191ZM172 191V190H171ZM48 192V191H47ZM135 192V191H134ZM133 192V193H134ZM150 192V191H149ZM167 192V191H166ZM8 193V194H7ZM106 193V192H105ZM124 193V192H123ZM136 193V192H135ZM153 193V192H152ZM119 194V193H118ZM146 194V193H145ZM126 195V194H125ZM178 194H176L177 196ZM162 196V195H161ZM181 196V195H180ZM22 197V196H21ZM163 197V196H162ZM173 197H175V195H173ZM7 198V197H5ZM19 198V197H18ZM23 198V197H22ZM158 199V198H157ZM164 199V198H163ZM25 200V199H24ZM15 201V200H14ZM19 201V200H18ZM16 201V202H18ZM21 201V200H20ZM160 201V200H159ZM15 202V203H16ZM6 203V202H5ZM8 203L11 204V202L9 201ZM14 203V202H12ZM14 203V204H15ZM26 203V201H25ZM33 203V202H31ZM30 203V204H31ZM64 203V202H62ZM149 203V202H148ZM156 203V202H155ZM164 203V202H163ZM13 204V205H14ZM17 204V203H16ZM15 204V205H16ZM29 204V202H28ZM44 204V203H43ZM34 205V204H33ZM61 205V204H60ZM30 206V205H29ZM164 206V205H163ZM13 207V206H12ZM151 207V206H150ZM69 208V209H67ZM146 208V207H145ZM158 208V207H157ZM4 209V208H3ZM2 209V210H3ZM11 209V207H10ZM16 209V208H15ZM24 209V208H23ZM30 209L33 210V207L30 206ZM160 209V208H159ZM12 210V209H11ZM22 210V209H21ZM26 211V209H24ZM29 210V209H28ZM55 210V209H54ZM53 210V211H54ZM152 210V209H151ZM18 211V210H17ZM81 211V210H80ZM2 212V211H0ZM15 212V211H14ZM19 212V211H18ZM32 212V211H31ZM153 212V211H152ZM62 213V212H61ZM71 213V212H70ZM155 213V212H154ZM29 214V213H28ZM45 214V213H44ZM78 214V213H77ZM157 214V213H156ZM161 214V213H160ZM1 215V214H0ZM22 215H20L21 217ZM24 216V215H23ZM22 216V217H23ZM26 216V214H25ZM49 216V215H48ZM151 216V215H150ZM156 216V215H155ZM28 217V216H27ZM26 217V218H27ZM139 217V216H138ZM153 217V216H152ZM171 217V216H170ZM6 218V217H5ZM26 218L24 220H26ZM41 218V215H40ZM45 218V216H44ZM51 218V217H50ZM147 218V217H146ZM154 218V217H153ZM41 220V219H40ZM146 220V219H145ZM164 220V219H163ZM11 221V220H10ZM28 221V220H27ZM4 222V221H3ZM22 222V221H21ZM151 222V221H150ZM66 223V222H65ZM138 223V222H137ZM14 223H12L13 225ZM18 224V223H17ZM22 224V223H21ZM157 224V223H156ZM167 224V223H166ZM165 224V225H166ZM5 225V224H4ZM3 225V227H4ZM8 225V223H7ZM10 225V224H9ZM25 225V224H24ZM0 226H1V221H0ZM16 226V225H15ZM2 227V228H3ZM6 227V226H5ZM4 227V229H5ZM8 227V226H7ZM12 227V226H11ZM20 230V229H19ZM25 230V228H24ZM47 230V229H46ZM154 230V229H153ZM21 231V230H20ZM23 231V230H22ZM145 232V231H144ZM19 233V232H18ZM159 233V232H158ZM3 234V233H2ZM1 234V235H2ZM57 234V233H56ZM0 235V236H1ZM37 235V234H36ZM39 235V234H38ZM55 235V234H54ZM35 236V235H34ZM32 236V237H34ZM42 236V235H41ZM3 238V236H2ZM39 238V237H37ZM37 238L33 239L35 243H39L37 240ZM6 240V239H5ZM31 240V242L33 241ZM37 240V241H36ZM41 240V239H40ZM30 242V243H31ZM42 242V241H41ZM2 243V242H1ZM146 244V243H145ZM4 245V244H3ZM35 245V244H34ZM70 245V244H69ZM6 246V245H5ZM9 246V245H8ZM7 247V246H6ZM11 248V247H10ZM7 249V248H6ZM14 249V248H13ZM32 249V248H31ZM29 250V249H27ZM3 251H4V247H3ZM25 251V250H24ZM51 251V250H50ZM40 252H42L40 250ZM25 253V252H24ZM29 253V252H28ZM39 253V252H38ZM3 254V253H2ZM30 254V253H29ZM35 255V253H34ZM38 255V254H37ZM10 257V256H9ZM16 258V257H15ZM11 259V257L9 258V260ZM154 259V258H153ZM23 260V259H22ZM12 261V260H11ZM10 261V262H11ZM139 261V260H138ZM9 262V263H10ZM137 262V261H136ZM156 262V261H155ZM141 263V262H140ZM143 264V263H142Z\"/></svg>","mask_w":264,"mask_h":264}]
</instances>
